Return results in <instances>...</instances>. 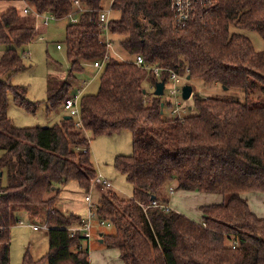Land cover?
<instances>
[{
    "label": "trees",
    "instance_id": "obj_1",
    "mask_svg": "<svg viewBox=\"0 0 264 264\" xmlns=\"http://www.w3.org/2000/svg\"><path fill=\"white\" fill-rule=\"evenodd\" d=\"M17 1L34 15L78 19L66 28L72 80L108 52L100 22L104 0H0V8ZM111 3L118 14L109 23L111 39L134 59L113 56L104 64L98 91L80 97L82 128L74 118L45 128L13 124L11 94L27 112L37 111L27 88L12 78L26 69L21 50L40 30L26 25L17 7L0 14V45L7 46L0 57V264H10L12 228L25 215L36 225L38 214L48 227L49 249L40 259L28 251L22 264H91L88 246L78 249L83 237L70 232L83 217L66 215L56 204L69 182H78L86 194L98 176L87 132L96 137L125 130L132 134L133 153L117 156L114 165L135 189L127 198L107 190L95 204L97 222H109L114 230L103 233L107 248L118 249L125 264H264V218L242 196L264 192V52L231 30H254L264 38V0H220L183 29L174 27L170 0ZM138 55L146 66L159 68L160 77L137 65ZM173 73L241 89L244 100L194 92L196 114L166 118L164 109L172 103L156 95L148 100L144 82L156 87ZM71 91L70 82L50 84L51 107L63 105ZM172 183L224 200L201 206L203 221L196 222L169 207V193H162Z\"/></svg>",
    "mask_w": 264,
    "mask_h": 264
},
{
    "label": "rangeland",
    "instance_id": "obj_2",
    "mask_svg": "<svg viewBox=\"0 0 264 264\" xmlns=\"http://www.w3.org/2000/svg\"><path fill=\"white\" fill-rule=\"evenodd\" d=\"M112 0H104V7L108 8ZM30 9V15L24 18V23L29 26H36L37 22L32 19L34 16L33 9ZM24 12V11H23ZM20 10V14H24ZM118 14H111V17H117ZM45 17L51 19L49 26H43L40 22H43V18H38L37 27L40 30V34L36 39L24 49L21 50L24 56V63L26 69L16 73L12 78L14 85L25 86L27 88L26 98L30 102L37 103V111L35 114L27 112L25 109L18 106L15 102L14 96L11 94L9 97L8 116L13 121L16 127H53L56 124H60L61 121L67 116L63 105L56 108L51 107V103L48 100L49 85L53 84L54 87L59 88L61 84L70 82L72 85L71 95H76L81 92V96L85 94L96 93L100 85V71L99 68H95L92 63H88L85 67V75L82 73H76V80L69 78L71 64L67 58L65 40H66V28L72 22L71 17L57 20L51 13L46 14ZM29 18V19H28ZM232 31H237L245 34L252 41L256 51L264 52V38L254 30H242L238 28H231ZM114 46L111 49V53L122 61H131L134 58L125 51L121 50L118 40L114 39ZM60 46V48H58ZM7 46L0 45V57L6 51ZM91 64V65H89ZM99 70V71H98ZM149 71V70H148ZM96 73V74H95ZM84 78H88L84 80ZM181 79V78H180ZM85 82L88 83L85 86ZM187 83H191L194 92H197L204 97H217L222 99H241L244 100L245 93L241 89L230 88L227 89L219 83L205 82L203 80H189L181 79L179 83V92L172 94V82L168 80L165 88V93L161 96V100L165 103H172V107H166L164 109V116L166 118H173L175 116H189L196 114L192 107L193 99L184 100L182 97L183 86ZM85 87V88H84ZM144 87L147 90V96L150 98L155 95V88L152 84L145 80ZM177 102L181 106H177ZM178 108V109H177ZM176 109V110H175ZM88 138L91 139V156L92 162L97 170L101 172L105 177L109 178L113 182V190L123 198L131 197L134 193V185L128 181L126 175L116 169L114 162L115 158L119 155H131L133 153L132 134L130 131L125 130L121 133L113 136H94L92 133H88ZM1 173V172H0ZM1 177V176H0ZM3 183L6 184V174L2 176ZM171 188H174V195L178 193L184 194L177 188L176 183L166 186L163 189V195L168 193V200L173 198ZM64 189V188H63ZM90 193L94 197V202H98L100 197L106 194L105 191L99 190L93 185L90 186ZM84 194L85 192L82 191ZM88 193L85 194V196ZM246 197L249 200L251 208L259 216H263L264 213V194H256L253 192L247 193ZM53 196V193L48 194L47 197ZM162 196V195H160ZM180 196V195H179ZM177 198V196H176ZM197 199L192 200L188 205V208L194 212L187 216L196 222L203 221V214L200 210L201 205L213 204L222 202L224 197L220 194H204L199 193ZM85 199V198H84ZM184 199V198H182ZM184 205L185 202H179ZM173 209L180 213H183V208H178L176 204L172 205ZM181 209V210H180ZM201 211V212H200ZM186 215L185 213H183ZM43 214H38V218L35 221L41 228L45 225V219ZM23 221L28 224L29 220L26 215L22 218ZM26 224H17L11 231V261L10 264H22L24 256L28 253L34 259H40L43 257L49 249V239L46 237L47 230L41 229L39 232ZM107 234H113L114 232L107 228L105 231ZM99 234L93 238V247L89 251L92 264H110L105 260L106 257L100 252L105 245L99 243ZM92 241V240H91ZM117 253V251H115ZM108 260L112 264H123L122 260L117 257ZM114 260V261H113Z\"/></svg>",
    "mask_w": 264,
    "mask_h": 264
},
{
    "label": "built area",
    "instance_id": "obj_3",
    "mask_svg": "<svg viewBox=\"0 0 264 264\" xmlns=\"http://www.w3.org/2000/svg\"><path fill=\"white\" fill-rule=\"evenodd\" d=\"M220 0H170V7L173 13V24L176 29H183L185 28L189 22L192 20L193 16L198 12L205 10L208 6H213L217 4ZM113 12L112 3L109 5L108 8H105L100 14V22L103 25L104 29V43L108 52L104 56L101 61H96L93 63L94 67L101 69L105 63H107L114 55L111 53V49L114 46V42L111 39V35L109 32V23L112 19L111 14ZM29 10L24 9V14H28ZM36 18H43V24L48 25L49 19L48 17H42L39 14H35ZM72 23L78 22V19L74 16H70ZM60 48V46H58ZM136 64L139 66H145L146 68L154 70L158 77H160L161 71L157 67L153 66H146L144 58L141 55H138L136 58ZM183 80L184 77L178 76L177 74L173 73L170 77V81L172 82V94H176L179 92V83L181 79ZM167 84V83H166ZM80 97L81 92L76 95L69 96L63 104L65 111L67 112L68 116L74 118L76 121V127L82 128V118H81V111H80ZM177 106H181L179 102H177ZM178 109V108H177ZM176 110V109H175ZM93 185L96 186L101 191H107L113 188V183L108 180L107 178L103 177L101 174L98 173V176L93 181ZM174 191V188H171V193ZM86 202L89 203V214L86 217H83L80 224L78 226H73L70 228L71 236L76 237L79 234L83 237L84 243L81 244L78 249L84 250L85 248H89V243L93 239V229H94V221L96 220V206L92 204V194L90 191L85 196ZM155 206H158L157 202L153 203ZM26 224L24 221L20 223V225ZM105 225V223H103ZM106 226H111V223H106ZM34 230H48L47 225H44L42 228L38 225L31 226ZM236 245H234V248Z\"/></svg>",
    "mask_w": 264,
    "mask_h": 264
},
{
    "label": "crops",
    "instance_id": "obj_4",
    "mask_svg": "<svg viewBox=\"0 0 264 264\" xmlns=\"http://www.w3.org/2000/svg\"><path fill=\"white\" fill-rule=\"evenodd\" d=\"M10 7H17L19 11L21 10L23 12V10L27 8V4L25 2H22V1H17V2H14V3H3L1 5V8H0V14H3ZM22 15L24 17H28V15H30V11H29L28 14H22ZM32 19L37 22L36 27H38L39 24H38V19L36 18V15H34L32 17ZM45 26H49V24L45 25ZM89 65H91V64H89ZM85 72H86V69H85V71L82 74L85 75ZM87 79L88 78H84V80H87ZM87 85H88V83L85 82V86H87ZM190 109H191V107H190ZM67 116H65L64 119ZM91 145H92V143H91ZM99 174H101L103 177H105V175H103L101 172H99ZM105 178H107V177H105ZM107 179L110 180L109 178H107ZM82 191H83V189L79 186L78 182H76V181L69 182L67 185L64 186V189L61 192L60 198H59V200H58V202L56 204L57 208L61 212L65 213L66 215L76 214V215H78L80 217H86L89 214V203L86 202V200L84 199L85 198V194ZM181 192L184 193V194H182V196H181L180 193H178V195L175 194V196H173L174 195V191L172 192L171 195L173 196V198L170 199L169 207L173 208L172 205L176 204L178 208H183L184 211H182V212L185 213L186 216H187L188 212H190V214H193L194 212L192 211V209L188 208V205L192 202V200L197 199L196 197L201 192L186 191V190H181ZM247 193H250V192H247ZM247 193H243L242 196L247 199L248 204H249V206L251 208L249 200L246 197V195H248ZM253 193L264 194V192H253ZM204 194H209V193H204ZM176 196H177V198H176ZM182 198H184V199H182ZM180 200H181V202H185V204L184 205L179 204ZM97 203L98 202H94V197L92 196V204H97ZM218 203H220V202H218ZM218 203H213V204H218ZM205 205H210V204H205ZM201 206H203V205H201ZM201 206H199V207H201ZM251 210L253 211L252 208H251ZM253 212L256 214L255 211H253ZM257 216L260 217V218H264V213H263V216H259V214ZM26 225L31 227L32 223L29 222ZM107 228L111 229L114 232V230H113V228L111 226H106V225H102L101 226L97 222V220L94 221V229H93L94 236H93V238L95 237V235L99 234V238H98L99 239V243H101L103 245H104L103 233L106 231ZM34 231L39 232L40 230H34ZM46 237L48 238V233H46ZM92 247H93V239L89 243V251L91 250ZM115 251H117V253L119 255V259L122 260L123 264H125V262L121 258V254H120L119 250L116 249V248H104L100 252L103 254L104 257H106L105 260L107 262H109L110 264H112V262H110L108 260V257H110L111 259L116 258L117 257V253ZM90 263L92 264L91 258H90Z\"/></svg>",
    "mask_w": 264,
    "mask_h": 264
},
{
    "label": "water",
    "instance_id": "obj_5",
    "mask_svg": "<svg viewBox=\"0 0 264 264\" xmlns=\"http://www.w3.org/2000/svg\"><path fill=\"white\" fill-rule=\"evenodd\" d=\"M190 80V76H187V81ZM165 88H166V81L165 80H162L160 82H158L156 84V88H155V95L156 96H163L164 93H165ZM193 86L190 84V83H187L183 86V89H182V97L184 100H190L192 95H193ZM164 106V104H162V107ZM66 120H69L71 119V116H67L65 118ZM2 175V173H0V176ZM152 199H155V196L152 197Z\"/></svg>",
    "mask_w": 264,
    "mask_h": 264
}]
</instances>
